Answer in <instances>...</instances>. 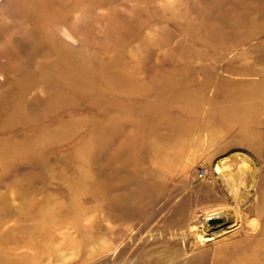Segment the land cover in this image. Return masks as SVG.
<instances>
[{"label": "rangeland", "instance_id": "374dc122", "mask_svg": "<svg viewBox=\"0 0 264 264\" xmlns=\"http://www.w3.org/2000/svg\"><path fill=\"white\" fill-rule=\"evenodd\" d=\"M242 157L264 213V0H0V264L179 259L137 248L173 202L215 204L211 179L231 209L215 164ZM225 218L177 264H239Z\"/></svg>", "mask_w": 264, "mask_h": 264}, {"label": "bare ground", "instance_id": "6f19581e", "mask_svg": "<svg viewBox=\"0 0 264 264\" xmlns=\"http://www.w3.org/2000/svg\"><path fill=\"white\" fill-rule=\"evenodd\" d=\"M183 132H178V134L181 136L179 137V139L182 138L181 134L183 133L184 139L186 136H194L193 142L195 143L200 142L202 136L199 135V131L191 127L190 129L185 128ZM190 143L191 142H189V144ZM152 150L154 156H159V157L161 156L159 159L163 160V162L165 161L164 158L170 156L167 155L168 152L165 155L160 154L163 151L161 147H157L155 149L152 148ZM198 151L199 149L197 150L196 148H194L192 154ZM219 162L215 164L214 170L215 173L218 171L219 174V175L217 174L220 183L219 187H221V189L224 190L226 197L228 198V201L231 200L230 202L232 204V206H230L231 209L228 210L227 208H225L226 206H228L229 203L225 204L226 206H223L224 198L218 195L220 190L215 185L216 179H211L212 176L211 173H209L210 171L205 170L202 180L204 179V177H206L205 178L206 181H208V179H211V181L209 182L210 184H206V185L210 187V190H212V192L215 194L217 202L215 201V204L213 205H206L199 208L193 207V210L190 209V211H187V213L189 212V214L186 213V215H184V210L186 208L179 210L180 209L179 205L181 204V202H176V201L173 202L170 210L173 209V211H175L176 209H178V211L182 214L181 219L183 218V220L180 221L181 224L176 226L172 225L171 227L166 225L162 229L160 227V231L158 232V235L155 237V239L146 241V243L144 242L143 245H139L137 248V250L138 249L140 250L141 248L142 249L154 248L155 246L163 244L166 245L167 247L178 249L177 253L179 254V259H169V258H164L165 256H160V257L155 256L147 260H142L140 258L131 260L133 254L136 253L137 251L131 249L132 253H124L122 248L125 245H122L120 247L121 245L120 244L114 251L115 253H113L114 256L115 257L117 256V258L119 259V263L125 264L132 262V264H177L180 261L185 262L186 260L193 258V256L191 255H195V253L199 252V248L202 249L203 247H205L204 244L206 241H211L214 240V238L218 237L217 235L218 233L211 235V229L209 228V226H207V221L211 218L214 219L221 218V220L223 219L225 221L226 220L225 217L229 214V211L231 210L235 216V221L236 219L237 221L236 223H234L233 225L227 228H233L234 226H237L236 229L242 230L245 234V238L249 240V241H245L248 244L243 249L244 251L242 252L241 257L239 258V264H258L261 261L259 257L264 256V222H263L264 213H259L256 210L255 211L253 210V205H252L253 200H251L249 197L250 194L249 189H251L254 186V182L250 179V176H249L250 180L248 183H244L243 180V177L248 168V166L246 165L248 160H246L245 157H242L237 161L238 164H236L234 167H230L225 163H219ZM202 183H204V181H202ZM205 192L208 193V195L210 193V191L208 190H206ZM169 200L171 202L172 199H167L166 201L169 202ZM199 218H203V219L200 221ZM165 219L159 222L164 223ZM216 226L217 225L213 226V229ZM135 234L136 232L134 233V236ZM185 236L187 238L189 236L193 237V240L190 242L188 246L186 245L185 242L186 241ZM106 241L109 242V238L106 239ZM182 241L184 242L183 246H181ZM241 242H239V244ZM232 245L238 246L237 243H233ZM248 247L252 249H249ZM106 248H108V246H106ZM169 256L172 257L171 255ZM182 259L185 260L182 261Z\"/></svg>", "mask_w": 264, "mask_h": 264}]
</instances>
